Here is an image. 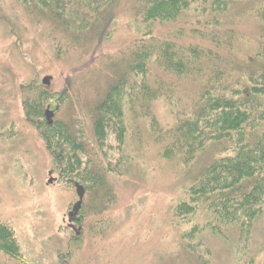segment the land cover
I'll return each mask as SVG.
<instances>
[{"label": "rangeland", "instance_id": "374dc122", "mask_svg": "<svg viewBox=\"0 0 264 264\" xmlns=\"http://www.w3.org/2000/svg\"><path fill=\"white\" fill-rule=\"evenodd\" d=\"M52 1L60 2L59 9L54 3L38 7L0 0V223L14 237L12 245L0 248V264H264V210L247 246L236 233L212 234L206 229L212 212L206 205L195 203L198 211L190 220L176 211L177 203L191 201L184 196L189 181L179 173L181 165L176 168L163 157L160 144L147 142L140 153L136 138L122 144L113 129L104 145H90L93 125L86 116L126 67L122 56L132 54L142 30L133 10L142 0H119L105 8L97 26L79 36L72 34L71 23L64 24L74 1ZM197 1L211 7L218 0ZM260 2H231L221 14L225 25L209 28L210 33L233 30L234 41L255 50L262 25L248 13ZM198 13L185 16L179 26L188 22L186 28L197 29L191 24ZM233 18L236 23H230ZM169 29L165 35L173 42ZM48 76L51 84L45 86ZM42 90L49 96L39 98ZM48 109L53 123L76 121L74 131L83 128L79 140L91 150L86 151L94 158L92 169L82 155L83 165L73 161V169L66 170V160L60 159L68 152L52 148L57 136L46 129ZM154 112L168 133L172 114L163 104ZM85 169L103 181L95 185ZM75 183L85 188V197L70 221L78 202ZM192 232L195 238L189 239ZM185 239L194 244L192 250Z\"/></svg>", "mask_w": 264, "mask_h": 264}, {"label": "trees", "instance_id": "16d2710c", "mask_svg": "<svg viewBox=\"0 0 264 264\" xmlns=\"http://www.w3.org/2000/svg\"><path fill=\"white\" fill-rule=\"evenodd\" d=\"M73 1L68 11L70 19L64 24L71 23L72 34L79 36L96 27L98 18L106 14L102 11L113 8L119 0ZM236 1L218 0L211 7L199 5L197 0L139 1L133 10L142 30L130 47L132 54L122 56L126 67L86 119L93 125L90 145L94 148L104 145L102 140H107L113 129L122 144L136 138L140 153L147 142L160 144L163 157L176 168L181 165L177 169L189 181L184 196H190L191 201L177 203L176 211L190 220L198 211L195 203L206 205L212 211L206 229L215 235L236 233L238 241L247 246L254 223L264 210V0L248 13L262 25L263 34L258 39L262 42H257L255 50L234 41L233 30H209L225 25L221 14ZM24 2L60 7L59 1L52 0ZM190 13L199 14L191 24L197 29L186 28L188 22L179 26ZM207 14L214 21L210 22ZM55 19L62 20L59 14ZM166 27L173 33V42L165 35ZM157 28L160 36L156 35ZM37 95L49 96L43 90ZM160 104L173 116L168 133L161 129L154 114ZM75 124L56 121L49 126L46 120L49 135L56 134L58 140L52 148L68 152L64 160L59 155L61 161L66 160L67 171L73 169V161L83 165L82 155L88 156L92 169L94 158L87 152L91 150L79 140L85 131H74ZM202 160L208 161L197 173L194 167L198 165L199 169ZM86 169L83 173L90 174L88 180L95 185L103 181V177L96 176L98 172L92 176ZM193 237L194 232L189 239ZM13 240L11 231L0 223V248H8L6 243L12 245ZM185 241L189 249L194 248Z\"/></svg>", "mask_w": 264, "mask_h": 264}, {"label": "water", "instance_id": "95a60500", "mask_svg": "<svg viewBox=\"0 0 264 264\" xmlns=\"http://www.w3.org/2000/svg\"><path fill=\"white\" fill-rule=\"evenodd\" d=\"M51 80H52V78L48 76V77H45L43 79L42 83L45 86H50ZM45 117H46V120L48 122V125L49 126L53 125L54 112L48 109L45 112ZM52 182L53 181L50 180V183H52ZM75 187L77 189L78 202L74 205L72 212L69 213L70 221H71V219H73L74 216L78 215V213L82 207L84 197H85V188L79 183H75Z\"/></svg>", "mask_w": 264, "mask_h": 264}]
</instances>
